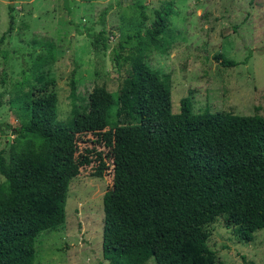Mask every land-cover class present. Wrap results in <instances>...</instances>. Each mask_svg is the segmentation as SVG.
Here are the masks:
<instances>
[{
  "label": "trees",
  "instance_id": "1",
  "mask_svg": "<svg viewBox=\"0 0 264 264\" xmlns=\"http://www.w3.org/2000/svg\"><path fill=\"white\" fill-rule=\"evenodd\" d=\"M171 12L164 3L150 27L113 46L105 30L91 35L94 51L111 47L115 65L128 68L116 98L105 84L94 85L73 100L63 121L55 79L40 74L39 84L11 101L26 121L11 129L8 160L0 153V264H35L37 235L65 222L71 178L87 169L103 176L107 159L112 186L104 197L103 239L112 264L149 258L156 264H223L206 245V224L222 217L248 233L264 228V116L194 113L186 97L174 113L169 82L144 62L147 43L166 51L160 36ZM5 37L0 34V43ZM134 38L137 44L123 53ZM1 53L7 62L8 52ZM1 73L4 82V68ZM86 134L107 152L85 147L78 153V138Z\"/></svg>",
  "mask_w": 264,
  "mask_h": 264
},
{
  "label": "rangeland",
  "instance_id": "2",
  "mask_svg": "<svg viewBox=\"0 0 264 264\" xmlns=\"http://www.w3.org/2000/svg\"><path fill=\"white\" fill-rule=\"evenodd\" d=\"M166 2L172 10L160 36L166 51L147 43L144 62L169 82L172 111L178 112L186 97L194 113L264 116V0H14L9 31V0H0V34H6L0 43V153L5 159L14 140L11 129L26 121L12 109L17 94L39 84L40 74L53 77L57 116L63 121L73 100L94 85L105 84L116 98L128 68L115 65L111 47L94 51L91 35L105 30L113 46L128 34L144 32ZM136 44L137 38L125 43L123 53ZM222 59L239 64L224 66ZM116 109H111L113 118ZM85 147L107 152L92 134L79 136L77 152ZM111 167L107 159L103 176L87 169L71 178L65 222L37 235L35 264H112L103 239ZM204 228L208 249L223 264H264V228L248 233L222 217ZM143 264L156 263L149 258Z\"/></svg>",
  "mask_w": 264,
  "mask_h": 264
}]
</instances>
